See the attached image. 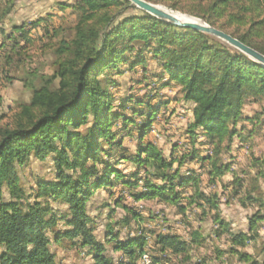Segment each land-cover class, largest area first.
<instances>
[{"label":"trees","instance_id":"16d2710c","mask_svg":"<svg viewBox=\"0 0 264 264\" xmlns=\"http://www.w3.org/2000/svg\"><path fill=\"white\" fill-rule=\"evenodd\" d=\"M145 1L169 3L177 9L184 0ZM194 1L186 7L188 14L264 55V0ZM12 6L4 8L0 1V22L10 14ZM60 6L77 13L74 35L60 41L54 52L55 70L51 76L30 71L22 80L32 92L31 102L23 107L16 127L0 130V264H60L51 251L48 232L61 222L65 229L54 232L56 245L69 241L73 248H88L94 264H116L97 238L95 220L88 212V202L94 193L106 189L112 197L114 189L121 186L133 202L156 200L160 206L177 208V213L187 220L188 209L211 207L212 200L200 189L195 171L189 175L181 173L186 159L197 160L202 168L212 162L215 176H224L230 165H222L219 160L224 152L231 155L236 137L242 138L237 124L260 123L264 114L255 117L243 114L248 100L264 98V66L220 39L159 20L129 0H75L73 5ZM131 9L140 13L125 15ZM15 29L25 32L23 26ZM132 54L134 61H130ZM145 54H150L157 64L158 71L149 78L155 82L156 93L135 101L139 109L130 108L132 117L122 112L133 98H122V112L113 113L115 99L109 87L115 83L110 79L102 81L98 75L105 69H115L121 62H128L131 69L142 66L147 63ZM146 70L143 67L144 73ZM172 84L181 88L182 101L194 105L193 121L187 131L189 145L195 148L200 138L204 139L213 155L197 157L194 152L187 158L167 159L146 139L158 113L168 104L159 90ZM154 100L158 102L153 103ZM89 116L93 124L82 133L79 129L87 124ZM136 118L142 121L136 123ZM117 120H122V130L118 132L123 135L121 138L111 131ZM133 125L138 129L137 150L129 153L123 140L131 136ZM102 141L107 142L108 150L101 149ZM32 156L40 160L52 156L56 170V181L38 183L34 203L23 202L25 192L18 171ZM254 162L262 167L257 177L264 178V159L257 158ZM120 163L132 164L135 171L126 175L117 168ZM243 183L240 178L235 181L238 190ZM4 189L11 196L10 201L3 199ZM254 192L246 193L247 200L257 208L250 218L252 233L264 222V199L255 197ZM50 202L66 208L57 212ZM113 202L126 216L105 226L107 241L111 242L115 240V226L127 227L131 222L139 223L141 218L140 212L126 205L122 197ZM215 221L229 229L218 215ZM145 235L142 232L139 237L117 243L113 250L124 251L133 258L136 250L144 251ZM230 236L231 253L237 255L241 264H264L237 249L244 247L245 241H255L257 235ZM190 237L188 242L179 235L160 233L155 240L160 252L181 255L203 239L199 230ZM259 253L264 257V244ZM144 254L147 252L140 257Z\"/></svg>","mask_w":264,"mask_h":264},{"label":"rangeland","instance_id":"374dc122","mask_svg":"<svg viewBox=\"0 0 264 264\" xmlns=\"http://www.w3.org/2000/svg\"><path fill=\"white\" fill-rule=\"evenodd\" d=\"M4 8L12 6L8 16L0 22V130L13 129L21 119V112L24 106L29 105L32 99V92L25 86L23 79L27 78L30 71H38L51 76L55 70L54 52L63 39L69 40L73 37V28L77 22V13L72 8L63 10L60 5H73L75 0H0ZM196 3L194 0H184L179 3L177 9L172 8L169 3L155 4L167 11H173L181 16L190 17L198 22L204 20L190 15L186 12L187 5ZM138 10L131 9L125 15L139 14ZM24 27L25 32H20L15 27ZM18 53V54H17ZM146 55L147 63L135 66L133 69L125 62H121L115 69H105L98 79H110L115 85H110L109 91L115 101L112 103V112H122L120 107L122 98H129L131 104L123 111L126 116L132 117L130 108H138L135 101L144 96L154 95L156 88L150 76L158 71L157 64L152 60L150 54ZM128 56V54H125ZM12 59L11 62H7ZM134 61V54L131 60ZM143 67L147 70L144 73ZM148 78V79H147ZM146 80V81H145ZM155 81V80H154ZM149 87H146V85ZM180 87L172 84L169 88L159 90V95L168 104L161 109L157 120L152 126V131L146 139L152 141L167 159L188 157L196 153L197 157L213 155L211 147L205 145V140H199L195 148L189 145L188 126L194 105L182 101ZM154 100L153 103H157ZM139 109V108H138ZM264 112V98L248 100L243 109L244 116L255 117L256 114ZM260 123L239 122L237 129L242 138H235L232 145V153H223L219 163L230 165V169L224 176L216 177L212 162L207 163L204 168L196 161L189 162L186 159L181 173L189 175L191 171L199 176L200 189L212 200L211 207L204 209H188L184 220L177 212V208L171 206L164 208L156 200L143 202L137 205L128 196L129 192L121 186L114 190L111 197L106 189L97 190L88 202V212L95 220L97 238L107 248L108 256L112 257L116 264H142L140 254L147 252L157 264H241L236 254L231 253V233H243L257 235L255 241H245L244 247L237 248L246 252L254 258L264 262L260 254V247L264 244V222L258 224V230L250 232V218L255 214L257 208L250 204L246 193L255 190L254 196L264 199V178L257 177L262 167L256 164L255 159H264V114L260 116ZM136 118V123H140ZM93 124V118L89 116L86 125L79 131L86 133ZM131 136L123 140V146L129 153L136 152L138 129L130 127ZM122 130V120L113 122L111 131L116 137H123L118 133ZM122 133V132H121ZM101 149L108 150L106 141L101 142ZM113 159L111 162L114 163ZM177 167V164L174 166ZM118 169L129 175L135 171L130 163H120ZM21 177V186L24 189L25 197L23 202L34 203L37 201L38 183L56 181V170L53 157L45 160L32 156L28 163L18 168ZM78 173V172H77ZM143 175V174H141ZM244 180L242 188L238 190L235 184L237 179ZM257 181V182H256ZM161 184V183H160ZM144 189H142L143 191ZM187 191H191L188 188ZM123 198L124 203L141 214L139 223L131 222L130 226L123 224L115 226V240L107 241L108 223H118L126 213L121 207H115L114 200ZM216 197V198H215ZM3 199L10 201L12 198L4 189ZM1 201V199H0ZM45 203L44 200H39ZM50 207L55 211H61L66 206H59L58 203L50 202ZM108 205V206H107ZM219 216L228 226L221 225L215 221ZM63 222L48 235L51 238V251L56 255L60 264H94L93 255L88 248L80 249L71 247V242L64 241L62 245L54 242V232L64 230ZM199 230L202 241L199 244L190 246L186 254L176 255L171 252H160L156 245L157 234H175L184 240L191 242L190 234ZM145 232L146 246L144 251L136 250L135 256L130 257L124 251H114L117 243L127 242L129 239L139 237ZM110 241V242H109ZM1 252V249H0Z\"/></svg>","mask_w":264,"mask_h":264},{"label":"water","instance_id":"95a60500","mask_svg":"<svg viewBox=\"0 0 264 264\" xmlns=\"http://www.w3.org/2000/svg\"><path fill=\"white\" fill-rule=\"evenodd\" d=\"M134 6H136L138 9L154 16L155 18L165 21L173 26L180 27V28H186V29H192L194 31H198L201 33H205L211 36H214L221 41L227 43L228 45L234 47L235 49L241 51L254 61L262 64L264 66V55L260 54L256 50L252 49L251 47L246 46L242 42H240L238 39L232 37L231 35L218 30L214 27L209 26L208 24L204 22H198L196 20L194 21H184L177 17L176 15L172 14L175 13L173 11H167L163 9L162 7L149 3L145 0H129Z\"/></svg>","mask_w":264,"mask_h":264},{"label":"bare ground","instance_id":"6f19581e","mask_svg":"<svg viewBox=\"0 0 264 264\" xmlns=\"http://www.w3.org/2000/svg\"><path fill=\"white\" fill-rule=\"evenodd\" d=\"M172 14L176 15L177 17H179L180 19H182L184 21H194V19H192L190 17H184V16H181V15H179L177 13H172ZM144 259H145L146 264H153L152 260L150 259V257L147 254H144L142 256V260L141 261H144Z\"/></svg>","mask_w":264,"mask_h":264},{"label":"crops","instance_id":"0c3cea01","mask_svg":"<svg viewBox=\"0 0 264 264\" xmlns=\"http://www.w3.org/2000/svg\"><path fill=\"white\" fill-rule=\"evenodd\" d=\"M190 122H192L193 121V114H191V116H190ZM115 190V189H114ZM150 201H152V200H149V199H145V200H142V201H140V202H138V203H136L137 205H139V204H142L143 202H150ZM164 207V206H163ZM164 208H167V207H164Z\"/></svg>","mask_w":264,"mask_h":264},{"label":"built area","instance_id":"2783aa9c","mask_svg":"<svg viewBox=\"0 0 264 264\" xmlns=\"http://www.w3.org/2000/svg\"><path fill=\"white\" fill-rule=\"evenodd\" d=\"M141 263H142V264H146L145 259H144V261H142Z\"/></svg>","mask_w":264,"mask_h":264}]
</instances>
